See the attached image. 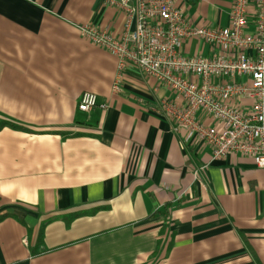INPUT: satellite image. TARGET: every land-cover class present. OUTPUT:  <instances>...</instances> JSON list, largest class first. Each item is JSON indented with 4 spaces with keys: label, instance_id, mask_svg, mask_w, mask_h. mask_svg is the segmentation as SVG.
<instances>
[{
    "label": "crops",
    "instance_id": "1",
    "mask_svg": "<svg viewBox=\"0 0 264 264\" xmlns=\"http://www.w3.org/2000/svg\"><path fill=\"white\" fill-rule=\"evenodd\" d=\"M187 3L193 25L228 27L232 0ZM123 21L106 0H0V116L34 132L0 131V264H264V169L214 159L135 70L111 95L117 59L79 27ZM83 92L108 108L80 112Z\"/></svg>",
    "mask_w": 264,
    "mask_h": 264
},
{
    "label": "built area",
    "instance_id": "2",
    "mask_svg": "<svg viewBox=\"0 0 264 264\" xmlns=\"http://www.w3.org/2000/svg\"><path fill=\"white\" fill-rule=\"evenodd\" d=\"M106 4L124 15L121 32L115 35L93 23L79 31L116 57L111 95L122 90L126 73L135 70L172 94L159 101L157 112L208 146L214 159L237 154L264 169V0H232L225 28L193 25L187 0ZM191 39L209 46L213 55H185L184 45ZM96 107L105 110L108 104H100L94 93L80 95V112ZM199 114L214 124L206 126Z\"/></svg>",
    "mask_w": 264,
    "mask_h": 264
},
{
    "label": "trees",
    "instance_id": "3",
    "mask_svg": "<svg viewBox=\"0 0 264 264\" xmlns=\"http://www.w3.org/2000/svg\"><path fill=\"white\" fill-rule=\"evenodd\" d=\"M4 128H10L13 129L15 131H23V132H28V133H34L32 130H29L28 128L21 126L15 122H13L10 119L4 118L2 116H0V131L3 130ZM64 137H70V136H74L72 134H62ZM165 233V228L163 227L161 230V235ZM162 246V242L161 240L158 241L157 243V247H156V251L155 253L152 255V257H156L157 254L159 253V250ZM170 249V243L167 245V251Z\"/></svg>",
    "mask_w": 264,
    "mask_h": 264
}]
</instances>
